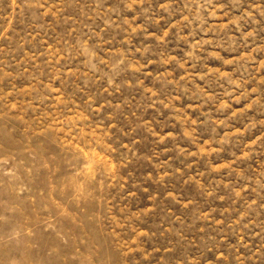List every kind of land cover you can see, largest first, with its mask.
Returning <instances> with one entry per match:
<instances>
[{"label":"rangeland","instance_id":"rangeland-1","mask_svg":"<svg viewBox=\"0 0 264 264\" xmlns=\"http://www.w3.org/2000/svg\"><path fill=\"white\" fill-rule=\"evenodd\" d=\"M0 264H264V0H0Z\"/></svg>","mask_w":264,"mask_h":264}]
</instances>
